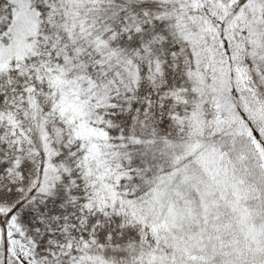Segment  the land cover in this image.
Here are the masks:
<instances>
[{
    "label": "snow or ice",
    "instance_id": "6c2138e0",
    "mask_svg": "<svg viewBox=\"0 0 264 264\" xmlns=\"http://www.w3.org/2000/svg\"><path fill=\"white\" fill-rule=\"evenodd\" d=\"M0 264H264V0H0Z\"/></svg>",
    "mask_w": 264,
    "mask_h": 264
}]
</instances>
